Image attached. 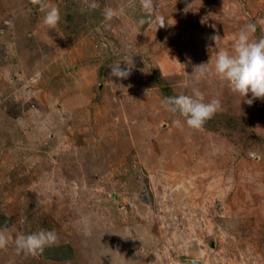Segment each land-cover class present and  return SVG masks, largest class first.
Returning <instances> with one entry per match:
<instances>
[{"label":"rangeland","instance_id":"374dc122","mask_svg":"<svg viewBox=\"0 0 264 264\" xmlns=\"http://www.w3.org/2000/svg\"><path fill=\"white\" fill-rule=\"evenodd\" d=\"M92 2L0 0V264H264V98L214 71L245 25L264 36V0H153L143 24L141 0ZM166 85L246 126H188Z\"/></svg>","mask_w":264,"mask_h":264},{"label":"clouds","instance_id":"9594fccd","mask_svg":"<svg viewBox=\"0 0 264 264\" xmlns=\"http://www.w3.org/2000/svg\"><path fill=\"white\" fill-rule=\"evenodd\" d=\"M47 9L44 16V23L55 26L60 21V11L57 7L44 5ZM92 8L97 7L95 0L91 4ZM141 7L148 14L142 17L140 23L145 19H151L157 11L153 0H141ZM115 11L107 8L104 11L106 21H110L115 15ZM165 18L160 17L159 22L164 25ZM257 25L249 23L242 28L234 42L233 51H219L216 54L214 71L220 78L226 80L234 92L247 98L252 94V98H247L246 102L252 104L255 98H264V36L254 37ZM217 36L213 39L216 41ZM197 79L206 77L209 68L206 63L195 67ZM131 73V67H121L120 64L111 65V74L119 78H127ZM165 107L172 113H179L186 118L188 126L200 129L206 120L210 119L220 108V100L213 98L206 101L203 92L193 87L191 94H179L164 98ZM180 124L179 120L174 121ZM54 231L42 229L31 234H20L15 239L18 250L35 252L43 250L47 244L56 240ZM8 243L6 236L0 233V247Z\"/></svg>","mask_w":264,"mask_h":264},{"label":"trees","instance_id":"16d2710c","mask_svg":"<svg viewBox=\"0 0 264 264\" xmlns=\"http://www.w3.org/2000/svg\"><path fill=\"white\" fill-rule=\"evenodd\" d=\"M260 31H261L260 28H258V34ZM162 90L165 97L177 95L176 93L173 92L170 86L166 85L162 88ZM246 123L247 121H244L238 117L230 116L227 113L216 112L210 119L206 120L205 124L201 129L217 130L220 126H224L229 130H238L239 124L246 126Z\"/></svg>","mask_w":264,"mask_h":264},{"label":"water","instance_id":"95a60500","mask_svg":"<svg viewBox=\"0 0 264 264\" xmlns=\"http://www.w3.org/2000/svg\"><path fill=\"white\" fill-rule=\"evenodd\" d=\"M195 264H200L199 262H194Z\"/></svg>","mask_w":264,"mask_h":264}]
</instances>
